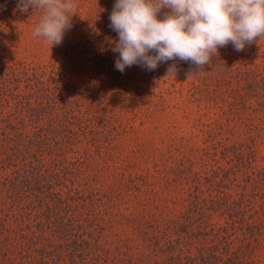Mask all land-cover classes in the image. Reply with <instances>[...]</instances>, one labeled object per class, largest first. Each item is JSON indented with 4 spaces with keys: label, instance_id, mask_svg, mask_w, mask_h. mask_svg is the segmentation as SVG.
Returning a JSON list of instances; mask_svg holds the SVG:
<instances>
[{
    "label": "trees",
    "instance_id": "obj_1",
    "mask_svg": "<svg viewBox=\"0 0 264 264\" xmlns=\"http://www.w3.org/2000/svg\"><path fill=\"white\" fill-rule=\"evenodd\" d=\"M85 2L78 5L77 16L83 14ZM18 3L0 0L2 25L13 18L22 22L20 26L37 24L42 13L31 7L21 12ZM112 10L113 6L104 3L91 6L87 14L110 21ZM89 31L91 36L84 42L70 40L58 45V53L48 65L28 59L0 62V206L11 203L10 213L0 211V264H252L264 232L256 209L257 198L264 206V171H253L252 177L245 172L244 184H238V173L246 167L240 153L230 169H213L205 178L194 174L193 201L163 226L156 227L144 218H128L119 210L130 194L118 193L126 182L112 167L110 147L128 128L130 117L139 114V102L146 98L129 84L137 71L127 67L121 73L115 68L119 53L112 48L117 33L106 21ZM254 44L239 52L231 44L220 48L218 57L191 76L208 88L213 83L228 86L229 80L237 78V88L228 86L234 102L223 111L232 117L231 123L245 128H250L253 118L249 104L259 96L255 60L264 57ZM172 63L160 64L154 75ZM176 63L177 74L188 77L197 71L190 63ZM77 64L81 73L91 74L92 68L104 82H72L70 67ZM207 137L213 147L217 141L222 143L214 130ZM223 137L230 139L224 131ZM246 141L235 144L234 152L245 153L250 147ZM254 160L252 166L249 162L251 169ZM108 171L119 188L103 182ZM128 182L136 185L132 189L141 188L135 180ZM204 184L210 191L207 196L201 188ZM101 206L109 216L107 221L128 228L132 239L139 242L142 250L136 261L127 244L112 249L97 243V232L104 229L100 222L106 220ZM19 219L27 232L6 237L8 226Z\"/></svg>",
    "mask_w": 264,
    "mask_h": 264
},
{
    "label": "rangeland",
    "instance_id": "obj_2",
    "mask_svg": "<svg viewBox=\"0 0 264 264\" xmlns=\"http://www.w3.org/2000/svg\"><path fill=\"white\" fill-rule=\"evenodd\" d=\"M83 1H86L83 14L77 16L78 11L80 12L78 5ZM115 1L76 0L77 14L72 17L71 30L65 33L62 43L70 40L84 42L91 36L90 28H96L102 21L110 25L108 17L89 15L87 11L91 12L90 7L93 5L106 3L114 6ZM1 22L3 21L0 20L2 27L0 62L28 59L41 65H48L54 60L58 53V45L50 48L43 42V38L34 37L32 35L34 25L20 26L22 22L17 18L5 21L6 24L3 25ZM254 43L256 51L264 54V39ZM255 61L258 64L256 72L260 77L258 84L260 89L257 88L259 96L254 97L249 104L253 116L248 124L250 128H245L241 123H231L232 117L224 115L223 108L234 102V99L229 97L231 91L228 86L237 88L239 84L237 78L229 80L228 86L223 85L224 88L216 83L208 88L196 77L188 78L176 74V79H164L167 69L155 76L153 71L142 70L138 65V68L136 65L131 66L138 74L134 75L129 84L138 87L146 99L139 102L141 110L136 117H130V122L126 125L128 128L112 140L111 154L108 157L112 167L117 168V173L122 175L126 182L125 187L120 184L118 193L121 191L124 197L126 193L130 194V197L126 195L124 202L118 206L126 217L144 218L154 223L156 227L176 219L193 201L195 195L193 180L196 178L194 174L205 178L212 174L213 169L219 167L230 169L237 162L236 153H240L242 160L246 161V167L238 173V184L241 182L244 184L243 179L247 176L245 172H249L252 177L253 171L255 173L264 171V57ZM81 68L78 64L70 67L72 82L91 85L104 82L95 70H91L92 68L91 74L81 73L79 70ZM243 87L247 88L248 84L244 83ZM147 99L155 101L149 102ZM123 121L127 122V119L124 118ZM210 130H214L216 139L222 141L221 144L217 141L213 147V142L207 137ZM223 131L230 139L226 141L223 139ZM244 140H247L246 145L251 148L245 149V153H241L240 150L234 152L233 146L243 144ZM253 156L255 160L251 169L249 162L252 166ZM108 173L104 174L103 182L109 184L112 189L119 188L114 174L109 171ZM186 176L189 180H184ZM127 180H135L141 188L132 189L136 185ZM201 188L206 196L207 192L210 193L207 184ZM237 191L241 192V188ZM1 209L10 213V201L0 206V211ZM256 209L261 215L264 227V206L261 198H257ZM99 210L106 220L100 222L104 229L97 232L96 236H99L97 243L101 247L109 246L112 249L127 244L132 249L130 254L133 256L132 261H136L142 249L138 248L139 242L132 239V232L128 228L107 221L109 216L105 215L103 206ZM25 231L26 225L19 219L8 226L5 235L14 237L16 233ZM259 244L258 252L251 259L252 264H264V232Z\"/></svg>",
    "mask_w": 264,
    "mask_h": 264
},
{
    "label": "clouds",
    "instance_id": "obj_3",
    "mask_svg": "<svg viewBox=\"0 0 264 264\" xmlns=\"http://www.w3.org/2000/svg\"><path fill=\"white\" fill-rule=\"evenodd\" d=\"M17 7L42 13L32 35L50 48L62 43L77 14L76 0H19ZM109 20L118 36L112 48L119 53L116 70L139 65L154 71L173 61L164 79H176V62L183 61L197 70L190 78L218 57L220 48L231 44L239 52L264 39V0H116Z\"/></svg>",
    "mask_w": 264,
    "mask_h": 264
}]
</instances>
